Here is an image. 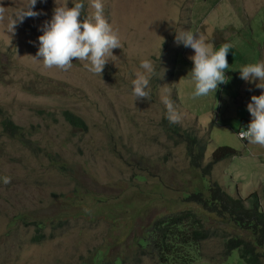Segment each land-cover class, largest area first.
I'll use <instances>...</instances> for the list:
<instances>
[{
	"label": "rangeland",
	"instance_id": "1",
	"mask_svg": "<svg viewBox=\"0 0 264 264\" xmlns=\"http://www.w3.org/2000/svg\"><path fill=\"white\" fill-rule=\"evenodd\" d=\"M25 2L0 0V122L9 117L14 125H39L41 131L36 144H25L7 137L0 126V176L10 178L6 184L0 182V264H78L82 256L110 240L106 232L110 220L95 215L101 202L94 198L114 203L112 199L121 196L150 206L144 223L167 210L170 203H162L161 196L175 200L193 171H188L184 145L163 131L164 94L180 115L177 125L206 141L207 161L219 148L235 153L213 166L209 180L236 197L255 193L264 210V147L237 136L240 125L250 119L246 101L260 89L231 69L264 62V0H101L102 15L116 32L120 48L111 49L113 55L100 74L87 71L84 61L75 58L64 70L44 68L34 59L37 26L50 17L54 0H37L34 8L41 14L26 17L9 32L12 16ZM92 11L85 0L82 16ZM180 31L198 32L214 48L231 44L226 54L229 68L224 70L227 81L213 94L190 95L187 56L192 50L174 42ZM161 40L149 98L133 100L132 73L140 70L142 58L155 63ZM39 109L49 115L38 118ZM65 110L83 118L88 131L72 129L60 117ZM127 150L135 153L133 158ZM135 172L147 180L132 182ZM72 198L86 203L73 207ZM136 206L130 208L133 213ZM53 215L67 222L62 230L39 231L31 224ZM138 220L142 222L141 217ZM208 225L213 231L205 252L213 259L202 264H219L222 241L232 231L222 220ZM42 231L54 237L33 242ZM119 250L128 253L126 247ZM136 259L131 257L128 264ZM140 264L156 263L145 259ZM223 264H242L238 251Z\"/></svg>",
	"mask_w": 264,
	"mask_h": 264
},
{
	"label": "trees",
	"instance_id": "2",
	"mask_svg": "<svg viewBox=\"0 0 264 264\" xmlns=\"http://www.w3.org/2000/svg\"><path fill=\"white\" fill-rule=\"evenodd\" d=\"M39 110L41 112L35 111L38 118L49 115V112ZM60 117L72 129L88 131L83 118L72 111H61ZM161 124L166 135L184 145L188 171H193L189 173L192 176L190 183L185 186V191H180L175 200H167L161 196L162 203L167 201L170 205L165 212L153 215L146 223L142 217L150 206L144 207L142 203L137 205L133 198L129 200L121 196L112 199L114 203L104 198H94L101 202L95 215H103L110 220L106 231L110 240L101 247H94L88 252V256H82L78 264H128L131 257L137 258L135 264H140L145 259L155 260L156 264H202L205 260L212 261L213 257H209L205 252V244L213 231L208 221L212 223L213 220H222L232 231L227 234L231 236H226L222 241L223 248L221 245L218 253L221 257L219 264L227 261L234 251H238L242 264H264V210L259 205L258 196L253 193L246 198L236 197L217 182L209 180L214 164L225 158H232L235 153L228 149H218L212 153L211 162L205 163L206 145L197 134L182 129L177 123H170L165 118ZM0 126L7 137L25 144H36L35 136L41 131L39 125H32L30 128L14 125L9 117L2 119ZM127 153L131 158L135 155L129 150ZM142 159L144 158L140 157V164ZM132 161L127 164L130 165ZM56 168L64 171L61 166ZM146 180L144 174L135 172L132 182L142 184ZM138 187L140 185L135 188ZM78 199L80 198H72L73 207L86 203ZM133 204L137 205L135 209H138L134 213L130 209ZM188 205L190 207H186ZM147 214L146 212L145 215ZM140 217L142 222L138 220ZM122 220L130 224L121 223ZM31 224L37 226L39 231L51 228L55 233L62 230L67 222L63 216L53 215L33 219ZM113 231L118 234H110ZM128 235L129 238L125 242ZM52 237L53 234L48 235L42 231L33 238V242L41 243ZM123 247H126L125 251L128 253L119 250Z\"/></svg>",
	"mask_w": 264,
	"mask_h": 264
},
{
	"label": "clouds",
	"instance_id": "3",
	"mask_svg": "<svg viewBox=\"0 0 264 264\" xmlns=\"http://www.w3.org/2000/svg\"><path fill=\"white\" fill-rule=\"evenodd\" d=\"M69 2L71 6H68ZM36 3L37 0H26L24 7L12 16L8 25L9 32L14 31L13 26L22 23L26 17H36L41 14L34 8ZM88 3L94 11L85 18L82 16L85 0H62L59 4L54 0L50 17L37 26L36 52L35 56H32L40 60L44 68L55 67L64 70L71 66L72 58H75L84 61L83 67L87 71L100 74L109 57L113 55L111 49L120 48L116 32L102 15L101 0H88ZM174 42L192 50L187 56L191 61L187 74L192 82L190 93L192 97L206 96L209 92L213 94L220 84L227 81L224 70L229 68L226 54L231 44L223 43L218 48H214L195 31L175 32ZM161 43L162 40L155 63L150 58H142L139 61L140 70L132 73L133 78L130 79L129 85L133 100L149 98L147 89L150 78L156 75ZM231 69L238 70V75L243 81L250 84L254 82V86L260 89L258 95L250 94L246 101L245 107L250 119L243 126L240 125L237 136L244 141L264 147V62L258 60ZM161 72L162 69L158 76ZM164 91L169 92L168 89ZM160 100L165 109V119L170 123L178 122L180 115L175 110L169 95H162ZM242 120L245 121L244 118L240 121ZM200 139L206 142L203 138ZM205 163H209L206 160V153ZM9 179L8 176H0V182L5 184Z\"/></svg>",
	"mask_w": 264,
	"mask_h": 264
}]
</instances>
